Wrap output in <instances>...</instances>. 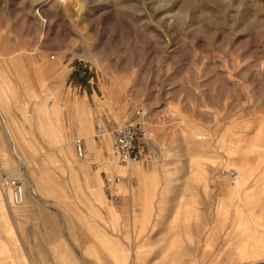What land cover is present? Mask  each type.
Returning <instances> with one entry per match:
<instances>
[{
	"label": "rangeland",
	"instance_id": "1",
	"mask_svg": "<svg viewBox=\"0 0 264 264\" xmlns=\"http://www.w3.org/2000/svg\"><path fill=\"white\" fill-rule=\"evenodd\" d=\"M0 264H264V0H0Z\"/></svg>",
	"mask_w": 264,
	"mask_h": 264
},
{
	"label": "built area",
	"instance_id": "2",
	"mask_svg": "<svg viewBox=\"0 0 264 264\" xmlns=\"http://www.w3.org/2000/svg\"><path fill=\"white\" fill-rule=\"evenodd\" d=\"M141 116L140 112H138ZM97 136L102 137L107 134L112 140L114 152L117 160L121 164H129L136 162L142 158L145 152L146 134L143 125L138 120H128L117 123L111 127H107L102 121L96 122ZM82 142L78 141V151L83 155ZM220 176L228 178L232 181L239 178V173L233 168H221ZM122 177L111 179L106 176V181L111 184L120 182ZM11 186L13 190V200L17 205H21L25 201V187L19 180H12Z\"/></svg>",
	"mask_w": 264,
	"mask_h": 264
},
{
	"label": "bare ground",
	"instance_id": "3",
	"mask_svg": "<svg viewBox=\"0 0 264 264\" xmlns=\"http://www.w3.org/2000/svg\"><path fill=\"white\" fill-rule=\"evenodd\" d=\"M109 136V135H108ZM98 138H100V137H98ZM78 141H81V139H78L77 141H76V143H75V145H76V149H77V152H78ZM82 142V141H81ZM97 142H96V139L93 137V138H91L89 135H88V137H87V145H88V148L89 149H93V150H95V151H98L97 150V144H96ZM105 143H106V140H105ZM82 145V144H81ZM106 145H107V143H106ZM82 150H83V145H82ZM78 155H80V154H78ZM82 156H84V151H83V155ZM135 163H137V162H131V163H129L128 165H130V166H132V165H134ZM129 166V167H130ZM240 173H239V178L237 179V180H234L233 182L235 183V192L237 191V189H238V184H237V182L240 180ZM12 180V179H11ZM114 185V184H113ZM9 188H10V191H11V201H12V204H13V206L14 207H18V208H20V207H23L22 205H17V204H15L14 203V200H13V190H12V188H11V186H9ZM34 190H35V192H36V189L34 188ZM37 193V192H36ZM88 243V242H87ZM87 245H89V247H91L90 249H92V247H93V245L92 244H87ZM97 258L99 259V260H101V257L98 255L97 256Z\"/></svg>",
	"mask_w": 264,
	"mask_h": 264
},
{
	"label": "crops",
	"instance_id": "4",
	"mask_svg": "<svg viewBox=\"0 0 264 264\" xmlns=\"http://www.w3.org/2000/svg\"><path fill=\"white\" fill-rule=\"evenodd\" d=\"M130 170H128V172H126V174L128 175V174H132L133 172H136L137 173V170L139 169V168H136V167H131V168H129ZM143 170V169H142ZM142 172H144V171H142ZM145 173V172H144ZM149 174V173H148ZM145 186H147V183L146 182H141L140 183V190H141V192L143 191V187H145ZM129 187H128V184H123L122 186H119L118 187V189L117 190H125V189H128ZM146 194V193H145ZM153 197H155V195L153 194ZM147 198V197H146ZM145 199V198H144ZM132 201H134L133 199H132ZM131 205V204H130ZM144 214H147L148 212H149V210L148 209H145L144 211ZM97 239V241H98V238H96ZM86 240V239H85ZM86 241H89V242H92L93 240H86ZM95 241V240H94ZM51 249H67L64 245H60L59 243H57V244H54V245H52V248Z\"/></svg>",
	"mask_w": 264,
	"mask_h": 264
}]
</instances>
